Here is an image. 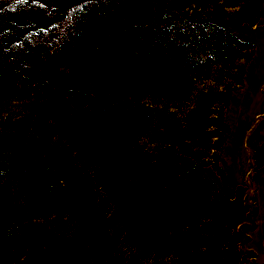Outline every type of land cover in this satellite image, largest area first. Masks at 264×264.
I'll return each instance as SVG.
<instances>
[{
  "label": "rangeland",
  "instance_id": "1",
  "mask_svg": "<svg viewBox=\"0 0 264 264\" xmlns=\"http://www.w3.org/2000/svg\"><path fill=\"white\" fill-rule=\"evenodd\" d=\"M139 1L0 0V264H264V0H151L225 51L205 69L123 32ZM133 149L173 157V204L133 192Z\"/></svg>",
  "mask_w": 264,
  "mask_h": 264
},
{
  "label": "trees",
  "instance_id": "2",
  "mask_svg": "<svg viewBox=\"0 0 264 264\" xmlns=\"http://www.w3.org/2000/svg\"><path fill=\"white\" fill-rule=\"evenodd\" d=\"M165 1H162V5H164ZM153 5L151 0H140L138 4V10L136 14L129 17L127 19L126 27L123 29L126 34H129L136 41H141L144 38L148 40H167L169 44L172 43L171 46H176L175 44H179L178 47L172 49L173 53L178 54L180 58L188 65H191V62L198 66L201 69H205L207 67L213 66L215 64L221 63L225 59V51L218 47L214 49L215 45L210 41L212 38H203L202 33L198 34V42L195 38L196 34L192 33V37L188 38L186 33L189 31L180 34L181 29L187 28L179 25H172L170 23L176 22L175 19L177 17L170 16L171 14L168 11H164L159 19H154L153 17ZM169 16V17H167ZM160 21V27L155 29L154 24ZM190 26V25H189ZM203 39H206V43H208V48L201 52ZM233 42H236V39L232 38ZM205 43V44H206ZM54 88L59 90L65 89V80L61 79L57 83H55ZM136 114L138 117L142 119L153 120L156 119L157 111L148 110L149 115L145 113H139L138 110L132 108L130 109ZM138 149L130 151L127 154V162H126V170L130 177V185L133 192L140 196L145 201L152 203L154 205H160L163 208L167 206V204H173L174 197L172 190L168 187L167 183H164L163 187H159L154 180L150 177L149 174L152 171H155L163 165L169 163H175L173 157H169L166 155L165 159H158L156 155H147L143 159H139V155L137 153ZM166 153V152H165ZM59 171L61 175L65 178L66 184L70 187L74 185L75 188L82 192L85 190L87 184V179L81 173L70 169L65 166L61 159H58ZM203 183L206 185L214 186L207 180L202 179ZM168 187V188H167ZM90 195H93V189L87 190ZM178 195V198L175 202L180 203L182 201L181 195L178 193H174ZM167 210V209H166ZM168 212H175L173 209H168ZM240 233V232H239ZM36 264H43L37 257L35 259Z\"/></svg>",
  "mask_w": 264,
  "mask_h": 264
}]
</instances>
